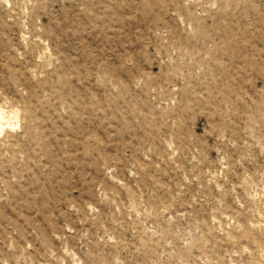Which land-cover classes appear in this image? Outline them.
Returning <instances> with one entry per match:
<instances>
[{
    "label": "rangeland",
    "instance_id": "obj_1",
    "mask_svg": "<svg viewBox=\"0 0 264 264\" xmlns=\"http://www.w3.org/2000/svg\"><path fill=\"white\" fill-rule=\"evenodd\" d=\"M0 264H264V0H0Z\"/></svg>",
    "mask_w": 264,
    "mask_h": 264
},
{
    "label": "bare ground",
    "instance_id": "obj_2",
    "mask_svg": "<svg viewBox=\"0 0 264 264\" xmlns=\"http://www.w3.org/2000/svg\"><path fill=\"white\" fill-rule=\"evenodd\" d=\"M4 114L2 111H0V131L3 130V125L1 124V122L5 119Z\"/></svg>",
    "mask_w": 264,
    "mask_h": 264
}]
</instances>
